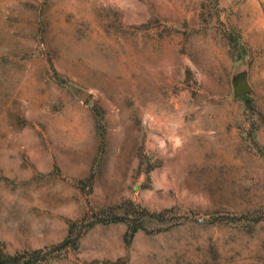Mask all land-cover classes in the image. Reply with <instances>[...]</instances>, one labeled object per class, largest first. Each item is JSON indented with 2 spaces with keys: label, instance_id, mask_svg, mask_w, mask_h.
Returning a JSON list of instances; mask_svg holds the SVG:
<instances>
[{
  "label": "rangeland",
  "instance_id": "1",
  "mask_svg": "<svg viewBox=\"0 0 264 264\" xmlns=\"http://www.w3.org/2000/svg\"><path fill=\"white\" fill-rule=\"evenodd\" d=\"M0 261L264 264V0H0Z\"/></svg>",
  "mask_w": 264,
  "mask_h": 264
},
{
  "label": "water",
  "instance_id": "2",
  "mask_svg": "<svg viewBox=\"0 0 264 264\" xmlns=\"http://www.w3.org/2000/svg\"><path fill=\"white\" fill-rule=\"evenodd\" d=\"M240 90H241V91H240L241 93L246 92L247 87H246V86H242Z\"/></svg>",
  "mask_w": 264,
  "mask_h": 264
},
{
  "label": "trees",
  "instance_id": "3",
  "mask_svg": "<svg viewBox=\"0 0 264 264\" xmlns=\"http://www.w3.org/2000/svg\"><path fill=\"white\" fill-rule=\"evenodd\" d=\"M0 264H8L6 261H0Z\"/></svg>",
  "mask_w": 264,
  "mask_h": 264
}]
</instances>
